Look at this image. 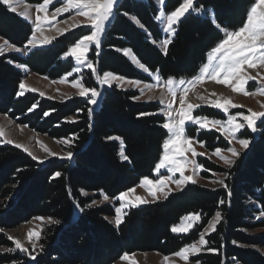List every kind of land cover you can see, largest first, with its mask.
<instances>
[{
    "label": "trees",
    "instance_id": "trees-1",
    "mask_svg": "<svg viewBox=\"0 0 264 264\" xmlns=\"http://www.w3.org/2000/svg\"><path fill=\"white\" fill-rule=\"evenodd\" d=\"M24 1L30 5L39 2ZM181 2L165 0V13H171ZM253 2L194 0V5L198 9L203 6V11H191L175 26V36L170 39L165 54L159 46L164 34L156 2L119 0L113 20L101 39L99 54L93 49L89 58L94 61L98 75L111 73L149 81L125 55V50L130 49L138 63L151 73L158 70L164 79L192 78L207 62L210 50L225 38L224 32L242 26ZM33 29L31 23L11 12L0 0L1 39L22 48ZM84 34L90 33L85 29L69 32L47 46L32 49L26 56L16 53L0 56V113L50 138L72 141L73 152L71 160L55 159L40 164L24 150L0 142V229H14L38 217L59 221L46 227L42 252L33 263L24 253L17 252L0 253V264H12V261L17 264H115L125 254L138 252L170 256L197 242L217 211L221 213L219 224L206 237L203 252L193 257V261L264 264V255L255 249L264 248V235L247 234L248 230L264 228V217L255 221V216L264 211V118L257 124L256 133L245 130L241 134L251 145L230 170L200 159L207 169L227 173V188L212 189L189 183L162 201L130 208L118 227L109 221L116 216L118 201L93 206L92 202L100 200L102 195L117 200L121 193L138 186L143 178H152L168 133L161 126L165 117L158 113L159 104L137 101L133 97H138V92L117 86L103 88L95 106L83 97L59 102L34 92L17 96L18 86L24 79L18 66L51 81L60 80L75 66L74 60L61 58L63 53ZM84 82L87 87L99 88L93 71L86 72ZM34 103L37 107L29 112ZM90 107L94 109L91 117ZM77 109L83 111L77 112ZM45 112L49 115L45 116ZM204 112L220 116L212 108ZM140 113L149 115L140 116ZM74 135L76 138L72 139ZM199 139L212 143L210 149L218 145L228 148L216 132L203 133ZM56 172L61 175L55 176ZM203 174L208 178L207 172ZM221 200L223 204L219 203ZM194 213L200 214V222L189 234L178 235L172 231L184 217ZM0 246L13 247L2 232ZM208 248L218 252H209Z\"/></svg>",
    "mask_w": 264,
    "mask_h": 264
},
{
    "label": "snow or ice",
    "instance_id": "snow-or-ice-1",
    "mask_svg": "<svg viewBox=\"0 0 264 264\" xmlns=\"http://www.w3.org/2000/svg\"><path fill=\"white\" fill-rule=\"evenodd\" d=\"M160 3H163L164 0H159ZM3 3L6 4L9 10L13 13L17 11V7L21 3V0H3ZM57 4H63V6H53V0H39L35 5H28V7H34L36 12V18L34 21L35 27L33 29L31 37L28 39L27 43L25 44V48H28V45H31V48H36L39 45H49L52 43V39L43 38L38 39L36 33L41 32L43 26L48 25L51 26L53 22L56 23H64L68 24V20L65 19L64 21H56L57 16L62 15L63 13L73 12L75 10V14L77 16H83L86 18L85 27L86 30L90 34L82 35L73 45L69 46L67 51H65L62 55V59H67L68 57H72L75 62V66L72 68L71 72L65 73V79L68 76L73 75V73L79 72L81 68H88L93 70V75L96 76L99 84L101 85V89L98 90L96 87H87L85 86L80 79H76L72 81L74 86L79 87L78 95L80 97L85 98L89 105H97L98 98L102 95V89L104 85L108 87L112 86L114 80L123 79V77L113 76L111 73H105L103 78L98 75L97 69L94 68V61L90 58L86 57V54L89 52L90 48L94 46V51L96 54H99V51L102 46L101 37L103 33L106 31V26L110 23L111 18L114 17V7L118 9L119 0H56ZM50 6L54 7V10L49 13L51 16V20H49V15H44L43 18L41 17V13H48ZM191 10L192 12H202L203 6H200L198 9L194 5V0H182L175 10H173L170 14L167 15L166 20L167 24L166 27L163 29V32L167 34L168 38H165L163 43L165 47V54H167V45L170 42L171 35L175 32L174 25L178 24L182 17L185 16L186 13ZM128 15V13H124ZM24 19H29L30 13L27 9L24 12L19 13ZM71 19L73 23L69 25L68 28L64 29H57L60 35H63L65 32L69 30V28H76L80 27V22L76 21L75 16H72ZM134 19V18H133ZM31 22V21H30ZM215 23V20H213ZM137 23H139L137 21ZM217 27H221L217 24ZM156 41H153L155 43ZM31 48H28V51H31ZM5 51H15L21 52L22 49L19 47H15L14 45L10 44L7 39H4V43L0 45V56L4 55ZM117 51H120L117 49ZM125 55H132L131 50H125ZM11 62V61H9ZM259 67H264V0H254L253 4L250 7V10L246 16V21L242 24V26L238 30L233 31H226L225 38L219 41L208 53L207 55V62L204 63L199 71L198 74L193 76L190 80L180 79L178 81L179 85H183L184 87L181 89L182 95L180 97V108L178 110V115H174L177 113V109L173 108L172 103L164 104L163 99H161L160 103L163 105L161 108V112L165 116V120L162 123V127L167 130L168 139L163 144V156L156 164L154 172L156 174L155 179L145 177L141 181V186H147L152 184L155 186L165 187L166 183L169 180H172L178 188L180 185L185 184L187 182L195 183V177L198 173L203 170L207 172H211L213 176L218 175L211 169H206L204 166L197 162V156H204L205 153H197L194 148H191L190 145L193 143L199 144L201 147L206 146V142L203 140L198 139L197 137H193L188 135L186 122L190 125H198L197 133L199 130L205 129L206 125H211L212 128H215L219 131L231 144L232 140H235L236 133L240 131L243 127V123H237V115L242 117V120L247 123V126L256 131L255 123L256 121L264 116V112H254L250 111V115H244L242 113L237 115H231L229 113V105L228 104H221V103H214L212 106L217 109H222L224 113L227 115V120H220V119H212L204 116H192L191 111L194 107H199V105H188V112H185V96L187 95L188 91L190 90V86H195L197 83L204 79H211L218 84L227 85L230 82L235 83L238 85L237 87H233V91L243 90L244 85L249 80H255L257 77L261 76L259 71L256 72V76H252L247 74V69H257ZM145 72H148L149 75H153L147 67L141 65ZM158 73V70H157ZM264 80V77H261ZM156 84L155 85H148V87H163L166 88L168 93L175 98L176 96V85L177 81L175 78H168L167 80H162L161 77L157 74L155 76ZM134 83H140V81H134ZM19 91L17 96L24 95L25 90V83L21 82L19 84ZM251 94V93H246ZM43 95V93H41ZM137 97H133L136 99ZM203 99V97H201ZM231 107H238V105L231 104ZM37 107V104H33L31 108L28 109L31 112L33 109ZM93 108L88 109L89 117H91ZM83 111L82 109H77V112ZM7 115V114H5ZM45 116L49 115L48 112L44 113ZM140 116L149 115V113H140ZM23 127V125H21ZM4 135L3 131L0 130V137ZM75 135L72 139H75ZM62 142H68L65 139ZM5 143L11 144L12 141H5ZM238 143L241 145L242 148H247L250 141L248 139H239ZM16 147H22L21 145H15ZM27 151V149H25ZM186 151H191L192 159L189 160L185 156ZM224 151H230L232 156H238L234 149H223L217 146L213 151L212 154L219 157L225 165L231 166L234 161L225 155H221ZM32 156L33 160H37L38 158L34 156L31 152L28 153ZM49 155H57L56 153L49 152ZM60 159H68L71 160L73 158V152L68 151L63 156L59 157ZM127 159V157H124ZM40 164H43V160L38 161ZM191 165L192 175L185 176V166ZM164 170L162 172L161 170ZM176 173L180 174L179 179H174ZM55 176H60V172L54 173ZM219 175L227 176V173H222ZM219 183L227 188V185L224 184V180H219ZM134 191V189H129L123 193H121L117 199H119L120 206L115 209L116 211V225L117 227L122 222L121 212L122 209L126 207H136L137 205L132 201L126 200V197L129 195L130 192ZM149 194L153 197V202L155 200V192L152 189H148ZM229 195H231L229 191ZM167 198V196H165ZM107 199V197H105ZM140 200V198H137ZM141 203H146L148 201H140ZM92 203H95L93 201ZM220 204H223L224 201H219ZM90 206V205H89ZM200 214L194 213L192 214L191 218L189 219V226L193 220L199 219ZM260 216H264V211H262L256 219H259ZM221 218V213L219 211L216 212L215 218L211 221L209 227L212 230H215V224L219 222ZM36 219H44L42 217H38ZM49 222L52 224H58L59 221L55 219L48 218ZM2 231V229H0ZM173 232L177 231L176 227L172 228ZM184 231V229H181ZM208 231V228H205L204 232L200 234V239L198 242H194L191 245L184 247L181 251L175 253V255L179 256L184 261H188L189 256L188 253H198L201 251V248L197 246H203L207 244L204 236L205 233ZM29 240L32 237L39 238V233L29 231L27 233ZM8 239L13 240L15 244V248H0V252H14L16 249H19L21 253H28L29 250L24 247L20 240L15 239L11 236ZM235 244L236 242L233 241ZM243 246V245H241ZM36 245L33 244V249H35ZM207 251L209 252H218L217 249L208 248ZM32 260H35L36 257L31 255ZM264 255V253H262ZM128 256L125 254L122 259H127ZM167 259V258H166ZM12 264H17L16 261H12ZM195 264H200V261H195ZM239 264V262H237Z\"/></svg>",
    "mask_w": 264,
    "mask_h": 264
},
{
    "label": "rangeland",
    "instance_id": "rangeland-1",
    "mask_svg": "<svg viewBox=\"0 0 264 264\" xmlns=\"http://www.w3.org/2000/svg\"><path fill=\"white\" fill-rule=\"evenodd\" d=\"M154 1L156 2V4L159 7L158 20L161 24V28L163 31V29L166 27V24H167L166 17L168 15L164 11L165 0L163 3H160L159 0H154ZM14 2H15V0H14ZM28 5H30V4L26 3L24 0H21V3L17 7V11L15 13L19 14L21 12H24L27 9V11H29V13H30V17H29V19H27V20L25 19V20L27 22L31 23L33 28H34L35 27L34 21L36 18L35 8L34 7H28ZM53 6H63V4H57L56 0H53ZM53 6H50L48 13H41V17L43 18L44 15H49V13L54 10ZM114 9H115V7H114ZM190 12H191V10H189V12L185 14V16L187 14H189ZM72 16H75L76 21L80 22V27L69 28V30L67 32H65L63 35H65L69 32H72V31H76L78 29H85L86 30V27H85L86 18L83 16H77L75 14V10H73V12L63 13L62 15H59L56 18V21H64L65 19H67L68 24L53 22L51 26L45 25L42 27L41 32L36 33L37 38L38 39L49 38V39H52V42L55 41L56 39H58L59 37L62 36L59 34L57 29L68 28L69 25H71L73 23V20L71 19ZM184 17H182L181 20ZM49 20H51L50 15H49ZM112 20H113V18H111L110 23L106 26V29L109 27ZM176 25H174L173 27L175 28ZM104 33H103V35H104ZM163 34H164V39L168 38L166 33L163 32ZM103 35H102V37H103ZM174 36H175V32L171 35L170 39H172ZM102 37H101V39H102ZM164 39L159 43V46L163 51H165V47H164V43H163ZM3 43H4V39L0 38V45H2ZM44 46H47V45H39L36 48H40V47H44ZM28 48H31V45H28ZM28 48L22 47L21 52L5 51L4 54L16 53V54L21 55V56H26L30 52V51H28ZM32 49H35V48H31V50ZM93 49H94V46H92V48H90L89 52L86 54L87 58H89L90 55L94 52ZM127 56L131 60L134 61V64L137 66V68L140 71H142L146 76L149 77V81L123 78V79L114 80L112 83V86H117L119 89H122V90L138 92L139 96L137 97V101L154 102V103L159 104L160 110L158 113L161 114L162 116H164V114L161 112V108L163 107V105H161L160 101H161V99H163L164 104H167V103L173 104V108L177 109V113H174V115H178V110L180 108L179 101H180L181 95L183 94L181 89L184 87L183 85H179L178 81L182 78L185 79L186 81L190 80L191 78H184V77L175 78V77H172V78H175V80L177 81L176 96H175V98H173L168 93L166 88L148 87V85H150V84H152V85L156 84L155 76L158 73H152L153 75H149L148 72L144 71V69L141 67V65L138 63V61L135 59L133 54L131 56L130 55H127ZM68 58L74 60L72 57H68ZM18 67L24 73V79L22 81L23 83H25L24 93L34 92V93L39 94L41 97L51 99V100H56L59 102H66V101H69L75 97H80L78 95L79 87L74 86L72 81H74L76 79H80L81 82L85 85L84 81L86 79V72L87 71H93L92 69H88V68L84 67V68H81V70L79 72L73 73V75L68 76L66 79L64 76L60 80L51 81L45 77L30 73L28 71V69L24 66H18ZM94 68H95V66H94ZM246 71H247V74H250L252 76H256V72L259 71L261 73V76L257 77V79H255V80H249L244 85V89L242 91L241 90L233 91L232 90L233 87L238 88V85H236L233 82H230L227 85H222V84L216 83L215 81H213L211 79H204V80L200 81L199 83H197L195 86H190V90L188 91L187 95L185 96V105H184L185 112L189 111V109H188L189 104L194 105V106L199 105V107H194L193 110L191 111L192 116H204V117H208V118H212V119H220V120H224V121L227 120V115L224 113V111L222 109H217V108L213 107L212 105L214 103L228 104L229 105V113L228 114H231V115H237L240 113H242L244 115H250L249 110L254 111V112H264V80L261 79V77H264V67L258 66L257 69H250L249 68ZM99 76L101 78H103V75H99ZM113 76H117V75L113 74ZM161 79L167 80V79H164L162 77H161ZM134 81H140V83L137 84V83H134ZM97 82H98V80H97ZM105 87H108V86L104 85L103 88H105ZM100 89H101V85L99 84L98 90H100ZM41 93H43V95H41ZM246 93H251V94H246ZM201 97H203V99H201ZM99 98H98V100H99ZM231 104L238 105V107H231L230 106ZM207 108H212V109L220 112V116H210V115L206 114V112H204V110ZM263 118H264V116L260 117L256 121L255 129L257 128V124ZM236 122L237 123H243L244 127L236 133L237 138L235 140H232L231 144H229V142L227 140H225L224 136L219 131H217L215 128H212L211 125H206L205 129L199 130V133H197L198 125H190L188 122H186V127H187V131H188V135L193 136V137L198 136V139L201 136V134H203V133H210V132L218 133L222 137L224 142L227 144L228 148H224V147H221L218 145L219 147H221L223 149H229V148L234 149L237 153H239V155L235 156V157L232 156V153L230 151H224L221 153V155H225V156L229 157L235 163L242 153H245L249 150L250 145H251V141L248 139L250 141L248 147L246 149L241 147V145L238 143V140L239 139H246V138H242L241 134L245 130H249L253 133L257 132V131H253L252 129H250L247 126V123L245 121H243L242 117H240L239 115H237V121ZM0 130H2L4 133V135L2 137H0L1 143H5V141L10 140V141H12L11 145H13V146H15L17 144L21 145L22 147H18V148H20L24 151H25V149H27V151H25V152H27V153L31 152L34 156H36L38 158L37 161L43 160L44 161L43 164H46V163L50 162L51 160H55V159H57V160H68V159H60L59 157L63 156L66 152L71 151L72 141H70V140H67L68 142L65 143V142H62L64 140H58V139L50 138L49 136H47L45 134H41V133L34 131L33 129L29 128L26 125H23V127H21V124H18L15 120L11 119L8 115L2 114V113H0ZM167 139H168V137L166 138V140ZM219 142H220L219 140L216 141V144H218ZM209 145H212V143L206 142L205 147H201L199 144H196V143H193L190 145V147L194 148L197 153H201V152L205 153L204 156H197L196 157L197 162L202 164L204 166V168H206L205 165L200 160V159H206V160H209L210 162L218 165L219 167H221L225 171L230 170L232 168V166L234 165V163L231 166L225 165V163L222 160H220L219 157L212 154V151L214 149H210ZM49 152L56 153L57 155H49ZM162 156H163V154H162ZM185 156L189 160H191L192 159L191 151H186ZM161 171L164 172L163 169ZM204 172H207V171L201 170L198 173V175L195 177V180H196L195 183H197L199 185H203V186L208 187V188H212V189H219V188L224 187L223 185H221L219 183V180H224V184H225V180H226L227 176L219 175L222 173H217L218 175L213 176L211 174V172H207L209 176H208V178H204L203 177ZM184 175L185 176L192 175L191 165L185 166ZM155 177H156V174L154 172L152 179H155ZM179 178H180V174L176 173L174 176V179H179ZM189 183H192V182H187L185 184H182L178 188V186L174 182H172V180H169L166 183L165 187H161L158 185L154 187L152 184H149L147 186H141V182H140V184L138 186L133 188L134 191L129 193V195L126 197V200H129V201H132L133 203H135L137 205L136 207L141 206L143 204L153 203V197L149 194V191H148V189H152V191L155 192L154 202L162 201L165 199V196H168L169 194H171L173 192H177V191L182 190ZM105 197L106 196L102 195L101 199L98 201H95L93 206L97 207V206H101L104 204H113L115 201L119 202V205L117 207L120 206L121 202L119 201V199L110 200L108 198L105 199ZM137 198H140V200H138ZM141 200L148 201V202L141 203L140 202ZM130 208H132V207H126V208L122 209V212H121L122 220H123L126 212ZM258 215L259 214H257L255 216V221H259L264 217V216H260L259 219H256V217ZM191 216H192V214L184 217L180 221V223L178 225H176V228H177V231L175 232L176 234H178V235L189 234L191 232V230H193L195 228V226L197 224H199L200 216H199V219L193 220L191 223V226H189V219L191 218ZM214 218H215V216H214ZM214 218H212L210 220L208 226L206 227V228H208V231L205 233V236H204L205 240H206V237L213 232L212 228L209 227V225ZM109 221L112 224L116 225V216L114 218H110ZM50 224L51 223L49 222V220L47 218H44V219L34 218V219H31L30 221H27V222L20 224L19 226H17L14 229L2 230L0 232H2L6 236L7 239L9 236H11L15 239L20 240L21 243L24 245V247H26L29 250L28 253H24V254L26 255V257L30 258V263H31L32 261H35L39 257L40 253L42 252L41 251V248H42V242L41 241L43 239V233H44L46 227ZM218 224H219V222L215 224V228ZM181 229H184V231H181ZM30 230L33 232L39 233V238L37 239L34 236V237H32L31 240H29L27 233ZM204 230H205V228L203 229L202 232H204ZM247 234H249L251 236H263L264 235V228H255L252 230H248ZM8 240L13 243V247H11V248H15L14 241L10 240V239H8ZM33 244L36 245L35 249H33ZM197 246L201 248V251L198 253H192V252L188 253L187 254L189 256L188 261H184L183 259H181L179 256H177L175 254L170 255V256H164V255L158 254L156 252H146V253L138 252V253H134V254H127V256H128L127 259L121 258L115 264H195V262L193 261V257L202 253L205 245L200 246L197 244ZM0 248H8V246H0ZM255 249L261 253H264V248L255 247ZM17 252H20V250L16 249L14 252H0V253L2 254V253H17ZM29 253L31 255H34L36 257V259L32 260Z\"/></svg>",
    "mask_w": 264,
    "mask_h": 264
},
{
    "label": "crops",
    "instance_id": "crops-1",
    "mask_svg": "<svg viewBox=\"0 0 264 264\" xmlns=\"http://www.w3.org/2000/svg\"><path fill=\"white\" fill-rule=\"evenodd\" d=\"M224 34L226 35V31L224 32Z\"/></svg>",
    "mask_w": 264,
    "mask_h": 264
}]
</instances>
